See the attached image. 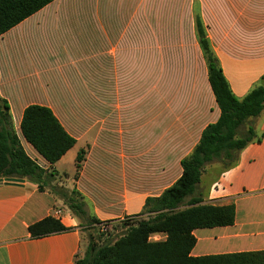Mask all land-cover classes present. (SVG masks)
Here are the masks:
<instances>
[{
  "label": "crops",
  "instance_id": "crops-1",
  "mask_svg": "<svg viewBox=\"0 0 264 264\" xmlns=\"http://www.w3.org/2000/svg\"><path fill=\"white\" fill-rule=\"evenodd\" d=\"M196 16L232 93L243 99L264 80V0H55L0 36V96L24 152L46 176H64L60 187L75 190L89 209L83 219L70 214L50 176L43 191L27 179L0 185V264H75L83 220L138 216L180 179L182 160L221 115ZM191 49L197 70L184 74ZM31 105L52 110L77 141L53 169L22 134ZM254 130L261 140L232 168L215 162L201 177L196 195L233 204L235 220L194 230L193 257L264 252V110ZM57 207L68 211L61 222L72 230L32 238L29 226L54 217Z\"/></svg>",
  "mask_w": 264,
  "mask_h": 264
},
{
  "label": "trees",
  "instance_id": "trees-1",
  "mask_svg": "<svg viewBox=\"0 0 264 264\" xmlns=\"http://www.w3.org/2000/svg\"><path fill=\"white\" fill-rule=\"evenodd\" d=\"M55 0H0V36L29 18ZM199 43L208 66L211 88L221 115L216 123L203 131L193 152L182 160L183 173L178 181L162 195L149 198L144 213L155 214L149 219L131 221L126 218L125 232L112 244H101L91 237L83 258L75 264H264V252L235 253L193 257L196 244L194 230L224 227L234 224L235 206L204 203L196 195L197 186L206 167L219 162L222 169L232 168L239 153L253 141H260L254 130V119L264 110V80L243 99H237L223 74L217 57L211 49L200 16H196ZM244 128H246L244 130ZM24 138L51 165H54L76 145L52 110L31 105L26 108L21 122ZM88 148L76 157V175L86 159ZM51 178L54 174L49 175ZM49 176L24 152L16 134L6 100L0 96V179H27L38 185L40 191ZM79 195L75 190L73 191ZM68 208L79 218L88 213L85 201L68 202ZM92 224H106L90 218ZM72 230L55 217H46L29 226L32 238L62 234ZM162 234L164 240L151 237Z\"/></svg>",
  "mask_w": 264,
  "mask_h": 264
},
{
  "label": "rangeland",
  "instance_id": "rangeland-1",
  "mask_svg": "<svg viewBox=\"0 0 264 264\" xmlns=\"http://www.w3.org/2000/svg\"><path fill=\"white\" fill-rule=\"evenodd\" d=\"M195 58H196V54H195L194 50L191 49L190 62L188 64L184 65V67H183L184 74H189L192 71L197 70V66L194 64ZM150 86H151L152 91L158 90V68L152 67V76H151ZM245 129L246 128H244V130ZM68 167H69V169H71V165L65 166V169H67ZM61 175H64V174H61ZM70 175L72 177L74 176V178H75L74 174H70ZM63 177L58 176L56 178H53V181L56 182V183H54L55 188L54 187L52 188L53 191H56L61 197L63 195H66L67 196L66 199L68 200V202H77V203L84 202L79 197V195H77L76 193H74L71 190L65 189L64 185H62L60 187V184H62L60 182H61V180H63L62 179ZM85 208H86V211L88 212L89 209H88V206L86 203H85ZM70 214L76 215L72 211H70ZM154 215L155 214L144 213L142 216L133 217V219L131 221H136V220H141V219H149ZM88 221L89 220H83L81 222V224L79 225L80 232L82 233V238H83L81 258L84 257V254L88 248L89 240L91 237L95 238V240L99 241L101 244H104V245L105 244H112L126 230L125 224H124L127 221L126 218L121 220V221H114V222H110V223H106V224H92Z\"/></svg>",
  "mask_w": 264,
  "mask_h": 264
},
{
  "label": "built area",
  "instance_id": "built-area-1",
  "mask_svg": "<svg viewBox=\"0 0 264 264\" xmlns=\"http://www.w3.org/2000/svg\"><path fill=\"white\" fill-rule=\"evenodd\" d=\"M68 214V211H64L62 208H54V217L60 221H62L65 217V215ZM151 240H152V237H151Z\"/></svg>",
  "mask_w": 264,
  "mask_h": 264
},
{
  "label": "water",
  "instance_id": "water-1",
  "mask_svg": "<svg viewBox=\"0 0 264 264\" xmlns=\"http://www.w3.org/2000/svg\"><path fill=\"white\" fill-rule=\"evenodd\" d=\"M23 179H0V185L2 184H18V183H23Z\"/></svg>",
  "mask_w": 264,
  "mask_h": 264
}]
</instances>
